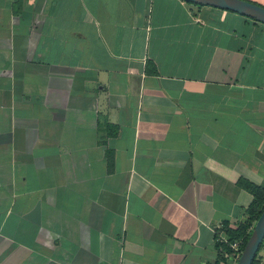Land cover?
<instances>
[{
	"label": "crops",
	"instance_id": "1",
	"mask_svg": "<svg viewBox=\"0 0 264 264\" xmlns=\"http://www.w3.org/2000/svg\"><path fill=\"white\" fill-rule=\"evenodd\" d=\"M263 186L264 24L0 0V264H221Z\"/></svg>",
	"mask_w": 264,
	"mask_h": 264
},
{
	"label": "water",
	"instance_id": "2",
	"mask_svg": "<svg viewBox=\"0 0 264 264\" xmlns=\"http://www.w3.org/2000/svg\"><path fill=\"white\" fill-rule=\"evenodd\" d=\"M185 2L230 11L264 24V7L247 0H184ZM264 242V210L247 241L237 264H253Z\"/></svg>",
	"mask_w": 264,
	"mask_h": 264
},
{
	"label": "trees",
	"instance_id": "3",
	"mask_svg": "<svg viewBox=\"0 0 264 264\" xmlns=\"http://www.w3.org/2000/svg\"><path fill=\"white\" fill-rule=\"evenodd\" d=\"M250 192L254 196V202L251 205V207L248 209L245 219L236 228L227 230L231 241L241 242L243 248H245L247 241L249 240L253 232V229L264 210V186L251 187ZM262 246L260 247L259 252L261 251ZM258 255L259 253L257 254L253 264H260Z\"/></svg>",
	"mask_w": 264,
	"mask_h": 264
},
{
	"label": "built area",
	"instance_id": "4",
	"mask_svg": "<svg viewBox=\"0 0 264 264\" xmlns=\"http://www.w3.org/2000/svg\"><path fill=\"white\" fill-rule=\"evenodd\" d=\"M215 243L223 260L221 264L238 263L244 250L242 243L239 241L232 242L227 230L222 226L217 230Z\"/></svg>",
	"mask_w": 264,
	"mask_h": 264
},
{
	"label": "rangeland",
	"instance_id": "5",
	"mask_svg": "<svg viewBox=\"0 0 264 264\" xmlns=\"http://www.w3.org/2000/svg\"><path fill=\"white\" fill-rule=\"evenodd\" d=\"M247 1L257 4V2H256L257 0H254V1L247 0ZM260 6H261V5H260Z\"/></svg>",
	"mask_w": 264,
	"mask_h": 264
}]
</instances>
